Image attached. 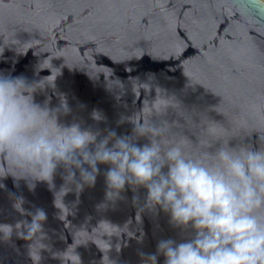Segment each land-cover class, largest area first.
Returning <instances> with one entry per match:
<instances>
[{
  "label": "water",
  "instance_id": "obj_1",
  "mask_svg": "<svg viewBox=\"0 0 264 264\" xmlns=\"http://www.w3.org/2000/svg\"><path fill=\"white\" fill-rule=\"evenodd\" d=\"M0 72L41 87L55 79L35 99L52 108L66 99L62 124L131 135L150 117L194 153L264 140V19L233 0H0ZM98 167L95 184L82 188L79 171L69 181L62 164L51 184L0 178V264H65L72 248L80 264H141L159 240L191 238L190 226L147 206L143 186L109 198L111 165ZM38 209L46 220L33 235Z\"/></svg>",
  "mask_w": 264,
  "mask_h": 264
},
{
  "label": "clouds",
  "instance_id": "obj_2",
  "mask_svg": "<svg viewBox=\"0 0 264 264\" xmlns=\"http://www.w3.org/2000/svg\"><path fill=\"white\" fill-rule=\"evenodd\" d=\"M233 3L241 13L264 19V0ZM54 81L41 87L42 80L0 72V178L11 175L51 184L62 164L69 181L75 179L73 169L79 171L78 188H82L95 184L99 164H109L104 174L109 198L117 197L126 184L143 186L149 208L159 206L174 225L193 229L189 239L159 240L155 253L140 254L141 264H157L159 256L164 264H264V140L260 136L258 147L232 146L229 139L194 153L186 137L170 136L166 124L157 126L150 117L134 122L131 135H117L114 129L103 134L76 121L62 124L59 117L71 111L66 99L55 108L35 99ZM169 106L153 112L159 114ZM92 118L99 121L102 115L94 111ZM140 138L149 143L139 145ZM44 220L46 213L38 209L29 232L41 231ZM7 227L5 236H10ZM62 259L65 264H80L74 248Z\"/></svg>",
  "mask_w": 264,
  "mask_h": 264
}]
</instances>
